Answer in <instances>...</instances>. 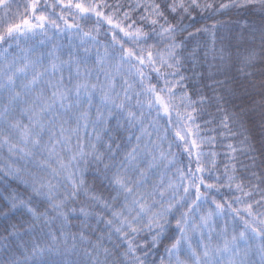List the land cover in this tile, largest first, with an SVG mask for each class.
Returning <instances> with one entry per match:
<instances>
[{"label":"snow or ice","instance_id":"1","mask_svg":"<svg viewBox=\"0 0 264 264\" xmlns=\"http://www.w3.org/2000/svg\"><path fill=\"white\" fill-rule=\"evenodd\" d=\"M44 3L45 7L59 6L61 13L67 9L74 18L79 16L80 19L91 20L94 16L97 35L100 33V28L106 24L107 31L111 33V44L105 48V53H108L109 48L112 49L111 58L114 63L111 69L114 71L104 67L105 57L99 54L96 64L100 66L98 71L104 74L103 83H100L99 76L96 82H91L87 78L91 76V70L87 67L85 79L81 80L80 61L74 65L77 79L72 82L70 77L69 84L64 82L63 66L67 64L69 68H72L71 61H62L58 64L56 60H52L48 66H45L43 58L32 61L25 57L22 66L13 62L0 67V91L8 93L7 104L0 107V149L6 147L10 157V160L0 168V172L21 181L30 192L28 200L18 199L15 196L6 198L9 199L11 209L15 210L18 207L25 209L31 216L34 226L35 224L47 226L52 221L59 220L62 225L61 236L64 237L65 244L67 234L64 233L63 227L67 225L70 214L78 211L85 218V226L87 219L95 216L97 223L105 224L109 241L115 235L118 240L127 245L122 258L112 261V264H145V261L137 255V251L142 248L138 237L147 232L151 235V244L155 245L172 220H175L178 234L172 238L171 246L166 249L169 257L168 264H220L216 257L221 254H230L227 264H237L234 257L240 254V242L250 247L249 240L254 239H259V251L264 255V218H257L252 210L253 203L247 202L243 209L249 217H252L251 222L241 217L244 224L243 231H240L238 235L234 231L231 239L226 236V227L221 233H217V236L223 240L222 245L219 242L214 244L213 234L216 231L214 217H223L228 212L235 213L232 217L235 219L240 216L241 210L234 207L232 202L222 203L212 198L211 203L215 205V209L199 214L201 207L208 203V194L212 190L219 192L220 188L227 187L232 191L234 185L235 191L232 195L237 204L245 202L241 196L235 195L236 192L245 197L254 195L251 190L245 191L244 185L236 179L234 174L229 175V165H225L226 179L223 182L219 176L215 177L216 183L209 182L210 177L205 173H210L216 167L215 152L210 154L212 159L207 161L210 167H206L201 160L205 154L202 151H196L195 170L189 167L185 171L176 166L171 145L167 152L162 148L159 141L163 137H160L159 131L157 130V139L153 140V132L149 130V128H155L161 114L168 118L169 124L173 123L172 112L176 113L177 121L192 122L186 124L187 131L179 128L175 131V136L184 142L183 149L191 160L192 150L199 149L204 143V140L199 138L200 125L195 123L194 113L197 112V108L194 105L197 102L191 100L187 92L180 94L179 98L183 105V112H181L179 106L172 101L176 98L174 89L182 86L180 81L184 80V76L180 75L178 80H169L167 78L169 73L161 71L163 68L174 69L170 75L175 77L180 70L181 61L177 49L182 47V42L177 43L176 36L178 31L188 30L182 22L189 17L194 21L192 12L196 9L201 12L209 10L221 12L230 7L239 8L255 4L264 8V0H229L228 3H220L218 6L215 0H173L167 8L173 14L178 10L181 11L182 15L177 24L169 21L159 4L144 5L137 0L132 10L144 8L149 13L148 16L140 15L139 17L141 22L147 20L153 26L149 31L141 27L133 29L136 21L132 19L128 11L122 12L123 19H121L119 14L123 5L120 3L113 5L108 0H53L51 4L48 0H44ZM39 7L40 0H28V3L24 5L23 13L17 6L13 15L19 22L8 23L0 31V43H5L7 39L18 35L35 34L37 29L44 31L49 24L53 28H58L56 20L50 15L44 14L43 11L37 14ZM0 11L7 16L12 11V0H0ZM149 16L152 18L149 19ZM59 18L64 20L63 14ZM160 19H163L164 23H160ZM64 23L69 29L74 26L68 24L67 20H64ZM156 25H159V31L156 30ZM75 26L79 27V25ZM215 28L216 25L213 24L211 29L205 26L197 28L196 31L214 32ZM150 32L156 36L166 37L170 41L166 55L157 54L159 67L155 66L157 61L150 50L151 45L146 57L143 48L137 51L133 47H125L129 41L132 44L140 42L147 44L151 39ZM84 35L90 36L91 33L85 32ZM189 35L193 34L189 32ZM261 38L264 40V35ZM92 39L95 40V36H92ZM85 51L87 52V49ZM256 58L255 50H248L241 59L239 70L246 75H251L246 69L253 66ZM83 62L87 64L86 60ZM124 66L128 67L126 75L121 73ZM147 66H151V70L157 73V83H151V77L146 76L144 68ZM29 70H31L30 78ZM57 73L60 75L57 76ZM117 76H120L122 80L120 91L116 90ZM129 77L137 79L130 80ZM161 79L163 85L158 87ZM137 83L140 85L139 90L136 89ZM97 94L100 103L95 105L93 118L91 109L94 107L93 97ZM203 102L204 97H201L200 103ZM145 110L148 116H151L153 112L156 114L151 124L145 123ZM12 112H18V116H11ZM113 116L117 117L118 127H124L120 123L122 118L126 121V131L131 133L133 129H136L139 132V135L128 136L130 147L120 159H117V151L113 150V143H101L105 134H108L111 140L109 121ZM230 118L235 119L236 114L232 117L225 115L222 120L225 128L228 127L227 121ZM70 122H74V126ZM89 126L95 135V142L90 140L86 147L80 131L87 130ZM74 137L75 145H73ZM189 137L194 138L189 140ZM133 139L135 143H132ZM246 140L247 137H245ZM245 141H242L244 147L239 149L240 151L251 150V145H247ZM212 142L214 138L209 139V143ZM120 147V144L115 145L116 149ZM228 148L232 153L238 150L231 144ZM104 149L110 161L104 163L105 178L111 188L110 199H105L95 192H88L84 186L81 168V164L88 163L89 157L103 162ZM170 156H172L171 159H169ZM161 167L166 170L175 167V178L169 177L165 182L164 175L160 174L159 180L150 184L149 180L154 170ZM230 167L231 172L235 173V165L232 164ZM77 173H81L79 178ZM253 175L259 178V174L253 172ZM60 178L67 181V184L63 186L65 191L62 195L59 190ZM54 180L56 183L53 182ZM253 187L260 189V185H253ZM80 191H84L90 198L91 206L82 205L79 209L71 206L70 202L76 201ZM260 195L261 199L256 200L255 203L264 207V189H260ZM33 198L44 202L46 208L40 211L39 208L34 207ZM97 207L104 215L96 211ZM49 235L52 243L46 250L51 252L56 249L60 237H57L55 233H49ZM196 237L198 240L195 239ZM75 239L76 236H73L74 242ZM79 239L81 242L90 244L92 251L88 252L85 249V253L93 258V264H109L108 257L113 255V252L105 246L103 235L92 243L81 231ZM43 251H45L44 248L35 245L33 255L42 254ZM144 251L146 254V249ZM101 253L104 255V260L100 259ZM181 255H184L185 259H181ZM240 264L243 262L241 261Z\"/></svg>","mask_w":264,"mask_h":264},{"label":"trees","instance_id":"2","mask_svg":"<svg viewBox=\"0 0 264 264\" xmlns=\"http://www.w3.org/2000/svg\"><path fill=\"white\" fill-rule=\"evenodd\" d=\"M52 2L53 0H48L49 4ZM108 2L113 5L117 3L123 5L119 14L120 18L123 19V11H128L132 19L136 21L133 29L141 27L145 31H149L153 27L147 20L141 22L139 19L140 15H149L144 8L132 10L135 8L137 0H108ZM172 2L173 0H139V3L144 5L159 4L169 21L177 24L182 13L180 10L175 14L171 13L167 5ZM228 2L229 0H215L217 6L220 3ZM26 3H28V0H12V11L7 16L15 17L13 13L17 10V6H19V11L23 13ZM41 11L55 19L59 27L53 28L49 24L44 31L37 29L35 34L18 35L7 39L5 43H0V67L13 62L18 66H22L25 62V57L32 61H38L43 58L45 66H48L52 60H56L58 64L62 61H71L73 64L72 68H69L67 64L63 66L64 82L69 84L70 77L72 82L77 79L74 65L77 61H80L81 80L85 79V68L87 67L91 70V76L87 78L91 82H96L97 76H99L100 83H103L104 74L98 71L100 66L96 64V59L101 49H105L111 44V33L107 31L108 26L104 24L100 28L99 35H97L95 31L96 18L94 16L91 20L80 19L79 16L74 18L73 14L67 9L61 13L59 6L55 8L45 7L44 0H40L37 14ZM61 14H63L64 20H67L68 24L74 25L72 28L69 29L65 25L64 20L59 18ZM7 16H5L3 11H0V31L9 22L7 19L9 17ZM192 16L195 18L194 21L189 17L182 22L183 25L187 26L188 30L184 32L178 31L176 36V42H182V47L177 49V54L181 61L179 72L173 77L170 73L174 69L163 68L161 71L169 73L167 76L169 80H178L180 75L184 76V80L180 81L182 86H177L174 89L176 98L172 103L179 106L180 111L183 112V105L179 97L184 92H187L191 100L197 102L194 105L197 108V112L194 113L196 116L195 123L200 125L199 138L203 139L204 143L199 149L192 150L193 156L190 160L188 153L183 149L184 142L175 136V131L177 128L187 131L186 124H191L192 122L177 121L175 112H172V124H169L168 118L161 114L155 124V128H149V130L153 132V140L157 139V130L159 131L160 137H163L159 142L165 152L169 150V145H171V153L175 156L176 166L183 168L185 171L189 167L195 170V152L202 151L205 154L201 157L202 163L206 167H210L207 161L212 159L210 154L215 152L216 167L210 173H205L206 176L210 177L209 182L216 183V176H219L221 182H223L226 179L224 175L225 165H229V175L234 174L236 179L244 185L245 191L251 190L254 193L253 196L245 197L241 193L236 192L235 195L241 196L245 202L239 204L235 202L232 195V192L235 191L234 185L232 191L227 187H222L219 192L212 190L208 194V203L201 207L199 214H205L209 209H215V205L211 203L212 198L222 203L224 201L232 202L234 207L241 210L240 216L235 219L232 218L235 213L228 212L223 217H214L216 224V231L213 234L214 244L219 242L222 245L223 240L217 236V233H221L226 227V236L231 239L234 231L238 235L240 231L244 230L243 219L252 221V217H249L243 211L247 202L253 203L252 210L257 215V218H264V207L255 203L256 200L261 199L260 189H264V163H262L264 162V40L261 38L264 35V8L255 4L239 8L230 7L221 12H214V10L201 12L196 9L192 12ZM151 18L149 16V19ZM17 22L19 21L16 17L14 23ZM127 23H131V21H127ZM160 23H164L163 19H160ZM213 24L216 25L214 32L196 31L197 28L205 26L211 29ZM75 25H79V27ZM155 28L159 31V25H156ZM85 32H90L91 35L85 36ZM189 32L193 35L190 36ZM150 35L151 39L148 40L147 44L143 42L132 44L129 41L125 47H133L137 51L143 48L146 57L149 45H151L150 50L157 61L155 66L159 67V56L157 54L166 55L168 51L167 45L170 41L166 37L156 36L152 32H150ZM92 36H95V40L92 39ZM85 49H87V52ZM250 49L255 50L257 58L253 66L246 69L251 75H246L245 72L239 69L242 57ZM108 50L112 53L111 48ZM104 57V67L114 71V69H111L109 62L106 61L107 57ZM85 60L87 61L86 65L83 62ZM144 71L146 76L151 77V83H157V73L151 70V66L145 67ZM28 75L30 78L31 70H29ZM59 75L60 73H57V76ZM129 79L136 80L137 78L129 77ZM19 82L18 80L17 83L19 84ZM115 83L116 90L120 91L122 87L120 76L116 77ZM162 85L163 80L161 79L158 87ZM136 89H140L139 83L136 84ZM201 97H204L203 103H200ZM165 98L167 99V96ZM7 102V91H0V107L6 105ZM99 103L100 98L97 94L93 97L94 107L91 109L93 118L95 116V105H99ZM233 114H236V118H230L227 121L228 127L225 128L222 124L223 118L225 115L232 117ZM11 116H18V112H12ZM145 117V123L151 124L156 118V114L153 112L151 116H148L147 110H145ZM208 121L211 122L209 123ZM70 123L74 126V122ZM120 123L124 127H118L117 117L113 116L109 121L111 140L109 135L105 134L101 142L102 144L113 143V150L118 153L117 159L122 158L123 153L130 147L128 136L130 134L139 135L136 129H133L131 133L126 131V121L122 118ZM80 136L86 147L90 140L95 142V135L91 126L87 130L81 129ZM245 137H247L246 141ZM192 138L194 137H189V140ZM210 138H214V142L209 143ZM242 141H245L247 145H251V150L240 151L239 149L244 147ZM75 143L74 137L73 145ZM132 143H135L134 139ZM116 144L121 145L120 149L115 148ZM229 144L238 150L232 153L228 148ZM104 151L103 162L95 161L89 157L88 163L81 164V168L83 169L84 186L88 192H95L105 199H110L111 188L105 178L104 169V163H109L110 161L106 149ZM232 157L235 158L233 159ZM171 158L172 156L169 157V159ZM253 158H255V161H253ZM11 159L16 158L11 157ZM9 160L7 148L0 149V168ZM232 164L235 165V173L231 172L230 166ZM154 172L155 174L149 180L150 184L153 181H158L160 174L164 175L165 182H167L169 177L175 178L173 175L176 173V168L171 167L166 170L161 167L154 170ZM253 172L259 174V178L254 176ZM80 175L81 173H77V178ZM53 182L56 183L55 180ZM66 184L67 181L65 179H59L61 195L65 191L63 186ZM253 185H260V189L253 187ZM29 195V190L21 181L0 172V264H54V262L55 264H93V258L85 253V249L88 252L92 251L90 244L81 242L79 239L81 231L87 235L92 243H95L101 235L105 237V246L113 252V255L108 257L109 264H112V261L116 259L122 258L127 245L123 241L118 240L115 235L109 241L105 224L103 222L97 223L95 216L89 217L85 226V218L78 211L70 214L67 225L63 227L64 233L67 234V243L65 244L63 242L64 237L61 236L62 225L59 220H54L47 226L44 224H35L34 226L31 216L25 209L19 207L15 210L11 209L9 199H6L15 196L18 199L28 200ZM70 204L79 209L82 205L91 206L92 201L84 191H80L77 194L76 201L70 202ZM32 205L39 208L40 211L46 208V204L37 198H33ZM96 211L104 215L99 207L96 208ZM105 219H107V216H105ZM49 233H55L57 237H60L56 249L51 252L46 250L47 246L52 243ZM177 234L175 220L171 221V224L167 226L163 236L160 237L155 245L151 244L150 234L147 232L142 233L138 237L142 248L137 251V255L145 261V264H162V261L163 264H168L169 257L166 249L171 246L172 238ZM73 236H76L75 242L73 241ZM195 239L198 240V237ZM35 245H39L45 251L34 256L33 248ZM249 245L250 247H247L242 241L240 242V254L234 257L237 264H240L241 261L243 264H264V255L259 251V239L249 240ZM246 247L247 251L245 252ZM144 249H146V254ZM229 255L221 254L216 259L220 261V264H227ZM100 259L104 260L103 253H101ZM181 259H185V256L181 255Z\"/></svg>","mask_w":264,"mask_h":264},{"label":"rangeland","instance_id":"3","mask_svg":"<svg viewBox=\"0 0 264 264\" xmlns=\"http://www.w3.org/2000/svg\"><path fill=\"white\" fill-rule=\"evenodd\" d=\"M7 17H9V16H7ZM8 20H9V22L8 23H14L15 22V20H16V17H9V18H7ZM122 19V18H121ZM7 20V21H8ZM7 23V24H8ZM7 26V25H6ZM30 53V52H29ZM99 56H101V57H104V56H106L107 57V59H106V61L107 62H109V64L110 65H112L113 63H114V61L112 60V58H111V52L108 50V53L106 54L105 53V49H101V51H100V53H99ZM126 72H128V69H127V66H124L122 69H121V73L122 74H126ZM154 174H155V172H154ZM173 176H175V175H173Z\"/></svg>","mask_w":264,"mask_h":264}]
</instances>
